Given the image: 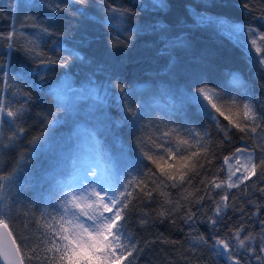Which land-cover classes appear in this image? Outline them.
<instances>
[{
  "label": "snow or ice",
  "instance_id": "1",
  "mask_svg": "<svg viewBox=\"0 0 264 264\" xmlns=\"http://www.w3.org/2000/svg\"><path fill=\"white\" fill-rule=\"evenodd\" d=\"M73 2L75 3L76 0ZM79 3L85 4L87 0H79ZM140 3L142 11H165L169 6L167 0H147V2L140 0ZM41 7H49V5L45 3ZM101 7L106 11L101 16L100 22L112 32L125 35L128 43H131L132 37L137 34L157 35L161 44L158 55L168 58L166 73L171 72L177 64L175 50H186L190 47L186 35L169 36L166 26L159 21L136 24L133 27L128 21L134 13L121 9L115 4ZM243 7L251 11L249 4L245 3ZM68 8L67 0H53L50 11L59 13L67 11ZM78 11L82 16L85 15L84 10L78 9ZM188 11L193 20V28L215 25L219 31L228 35L229 39L235 36L236 43L243 48L249 59L264 65V54H262L264 49L260 46L264 44V33L251 26L245 28L243 25L196 12L191 7ZM53 23L50 22L47 27L42 22L38 25L34 24L36 31L33 34L21 33L24 36L23 43L14 41L15 30L10 31L6 36L0 34V39L7 41L9 56L12 51H18L26 62L34 65L30 67L29 63H25L16 73L10 75L11 61L9 60L8 67L0 64V83L7 85L10 80L13 82L18 80L23 87L39 89L42 92L44 85L49 83L45 77L50 72L60 70V75L52 81L56 84L52 95L56 97L53 107L57 111L53 113L50 109L47 115H40L43 128L38 136L29 142V151L24 154L22 164L28 163V158L32 161L38 159L40 153L37 151V146L43 144L58 161V171H67L66 179L54 178L51 172L44 173L45 179H54V190H51L46 197L41 195L35 198L38 206L44 205L41 219L48 228L45 239L47 246L43 255L37 251L38 246L31 244L27 237L20 236L19 243L17 242L18 237L13 235L14 225L10 227L12 217L0 209V260L4 264H26V261L27 264H136L140 246L127 231L129 217L135 212L140 217L139 222L147 224L151 214L144 209L149 207L150 203L157 202L159 197L163 198L164 205L172 204L168 199L169 193L163 189H178L185 184L191 185L192 180L201 175V170L206 171V165L211 164V159L208 157L212 153L208 142L205 141L208 133L196 132L191 126L190 119L183 121L181 125L170 127L173 124L170 116L180 111L186 113V106H194L197 113L213 121L224 132L225 139H228L231 128L221 124L219 117L223 116L229 121V125L244 134L241 140H244L245 136L252 137L257 133L264 116L256 111L252 103L253 98L248 95L240 78L233 74L230 83L241 88V95L245 97L244 102L241 103L234 96L226 99V93L210 89L206 84L183 89L166 86L158 89V96L164 97L167 101L165 108L161 109L162 114L146 124L141 123L146 116L143 99L137 100V91L126 88L118 79L113 80L109 77L97 81L95 79L97 73L92 72L87 77L86 85L79 88L70 86V79L74 75L72 68L78 64H85V57L81 55L79 46L66 48L60 42L51 49L56 52V56L46 57L41 42L47 44L45 38L53 34L51 30ZM250 37L253 38L249 43ZM124 45L125 41L120 40L119 36L110 42L112 48ZM61 76L64 78L63 81L60 79ZM45 95L47 96L48 93ZM109 97L116 100L115 107L120 112L119 119L111 117L104 107ZM21 99L22 103H20ZM89 99L94 103L81 115L78 105L81 101L86 102ZM17 103L19 107L16 106ZM32 103L31 95L23 93L22 89H17L10 100H6L4 94L0 93V129L7 124L11 130V134L7 137L8 144L4 143L5 138L0 133V151L23 137L25 129L19 125L24 122L25 115L30 113L29 105ZM155 103L156 101L154 105ZM221 104L242 109L243 125L225 116L219 106ZM82 121L91 124L84 135H82ZM69 122L73 125L69 135L67 137L60 135L57 129ZM122 125L141 134L135 135L133 140L126 144L113 131ZM161 128H166L167 131L161 132ZM146 129L160 132L157 138L160 142L145 137L143 133ZM100 135L111 136L118 151L113 154L105 147L98 139ZM85 145L87 157L81 151ZM257 146L261 148L259 163L256 162L255 148H236L231 156L224 157V163L228 165L227 181L217 182L215 176L211 180L202 179L200 183L204 195L191 201V206L187 208L178 205L167 211L162 208L157 211L156 219L171 216L174 211H182L181 221L190 229L197 223H204L209 228L208 236L201 234L194 243L208 245L210 250L224 259L225 264H248L253 257L255 264H264V233L261 235L258 254L255 247H245V242L254 240V237L249 235L240 239L244 231L243 225L228 234L238 241L235 247H231V241L221 238L217 233L218 225L229 207L226 189L239 188L252 177L264 176V146ZM193 148L197 150L192 151ZM242 156L245 161L243 164L240 163ZM230 160L236 161L235 170H232V165L228 163ZM65 161L66 169L62 164ZM22 171L23 168H17L9 177V181L11 182L16 174ZM0 172H3V169H0ZM3 180L4 177L0 175V191L5 188ZM27 186L32 187V185ZM19 187L20 194H23L25 185ZM245 187L247 188V185ZM213 189L225 190L219 201L213 199L211 193ZM259 191L264 193V187L259 188ZM206 198L212 200L215 207L211 215H205L201 219L197 213L203 214L202 202ZM2 203L3 198H0V204ZM192 207H196V211H192ZM258 212L259 208L253 216ZM260 223L264 229V221ZM24 249L28 251L25 252ZM240 249H243V252Z\"/></svg>",
  "mask_w": 264,
  "mask_h": 264
},
{
  "label": "trees",
  "instance_id": "2",
  "mask_svg": "<svg viewBox=\"0 0 264 264\" xmlns=\"http://www.w3.org/2000/svg\"><path fill=\"white\" fill-rule=\"evenodd\" d=\"M45 3L49 7H41ZM67 3L69 4L67 11L52 13L50 8L53 6V0H0V34L6 36L10 31L15 30L14 41L23 43L24 36L21 33L33 34L36 31L34 24L38 25L42 22L47 27L50 22H54L51 29L53 34L45 38L47 44L41 42V48L46 57L56 56V52L51 49L57 42L62 43L66 48L79 46L81 55L85 57V64H78L72 68L74 75L70 79V86L79 88L86 85L87 77L92 72L97 73L95 77L97 81H103L109 77L113 80L118 79L126 88L137 91V100L143 99L146 105L144 109L146 116L141 123L144 124L162 114L161 109L165 108L167 101L164 97L158 96V89L166 86L183 89L188 86L200 87L206 84L210 89L226 93V99L234 96L241 103L244 102L245 97L241 95V88L230 83L233 74L240 78L248 95L253 98L252 103L256 111L264 116V65L249 59L243 48L236 43V37L229 39L228 35L219 31L215 25L193 28V20L188 11L191 7L196 12H203L208 16L221 18L230 23L241 24L245 28L251 26L258 29L260 33H264V0H167L169 6L165 11H142L140 0H87L85 4L79 3V0L75 3L73 0H67ZM245 3L249 4L251 11L243 7ZM112 4L134 13L128 21V24L133 27L136 24L143 25L159 21L166 26L169 36L174 37L181 34L187 36L190 47L186 50H175L177 64L171 72L166 73L165 71L168 58L158 55L161 44L156 34H137L132 37L131 43H128L125 35L112 32L100 22L101 16L106 11L101 6ZM78 9L84 10L85 15L82 16ZM110 32L111 35H109ZM117 36L125 41V45L110 47V42ZM251 38L253 37L249 38V43ZM258 44H260L259 39ZM260 46L264 49V44ZM9 60L11 61L10 75L16 73L21 65L29 63L18 51H12L9 56L7 41L0 39V64L8 67ZM29 66L34 65L29 63ZM59 75V69L50 72L45 77L49 83L44 85L42 92L39 89L23 87L18 80L14 82L10 80L7 85L0 83V93L4 94L6 100L12 99V94L17 89H22L23 93L31 95L33 101L29 105L30 113L25 115L24 122L19 125L25 129V134L14 144L0 151V169H3L0 175L4 177L2 182L5 184L4 190L0 191V198H3L0 209L12 217L10 227L14 225L13 235L18 237L17 242L19 243L20 236L27 237L31 244L38 246L37 251L41 255L47 246L45 239L48 228L45 221L41 219V210L44 205L38 206L35 198L41 195L46 197L51 190H54V179H45L44 173L51 172L54 178L66 179L67 171H58V161L43 144L37 146V151L40 153L38 159L32 161L28 158L29 162L24 164L22 161L24 154L29 151V142L38 136L43 128L39 119L40 115H47L50 109L53 113L57 111L53 107L56 97L52 95L56 84L52 81ZM60 79L63 81L64 78L61 76ZM5 89H7L6 92ZM45 93L48 95L46 96ZM154 101H156L155 105ZM93 103L91 99L86 102L81 101L78 105L81 115L86 113ZM115 104L116 100L109 97L104 107L111 117L119 119L120 112ZM16 106L19 107V103ZM219 106L225 116L243 125L242 109L230 107L227 104ZM186 113L180 111L171 115L170 119L173 124L170 127L181 125L183 121L190 119L192 120L191 126L196 132L203 134L206 131L208 136L205 137V141L208 142L212 153L208 157L211 159V164L206 165V171L201 170V175L195 177L191 185L185 184L178 189H163L169 193L168 199L172 201V204L164 205L163 198L159 197L157 202L150 203V206L144 209L151 214L147 224H141L140 217L135 212L129 217L127 231L140 246L136 264H225L224 259L218 257L208 245L194 243L201 234L208 236L209 228L206 224L197 223L194 228L190 229L181 221L182 211H174L171 216L156 219L157 211L162 208L165 211L174 209L177 205L182 208L190 207L191 201L205 194L200 183L202 179L211 180L215 176L217 182L227 180L224 157L231 156L236 148H255L256 162L259 163L261 158V148L257 145L264 146V131H262L264 120L261 121V127L257 129L254 136H245L244 140H241L244 134L220 116L221 124L231 128L228 139H225L224 132L213 121L197 113L194 106H186ZM81 123L82 133L85 134L91 124L86 121ZM72 127V123L69 122L57 130L60 135L67 137ZM113 131L126 144L130 143L135 135L141 134L123 125ZM160 131H167V129L161 128ZM0 133L5 138L4 143L8 144L7 137L11 134L9 126L5 124L0 129ZM143 135L160 142L157 139L160 132L155 129H146ZM98 139L113 154L118 151L111 136L100 135ZM173 139H175L174 135ZM196 150L192 149V151ZM62 164L66 169L67 162H62ZM17 168H23V171L17 173L10 182L9 177ZM20 185H25L23 194H20ZM27 185H32V187ZM245 185L226 189L229 207L222 222L218 225L217 233L221 238L230 240V246L235 247L238 241L228 234L235 232L240 225H243L244 231L240 239L249 235L254 237V240L245 242V247H255L258 254L259 242L264 233L260 223L264 221V193L259 191V188L264 187V176L252 177L251 180L245 182ZM224 191L211 190L213 199L219 201ZM202 203L204 204L203 214L197 213L201 219L205 215H211L215 207L213 201L207 198ZM257 208L259 212L253 216ZM192 211H196V207H192ZM24 251L27 252L28 249ZM240 251L243 252V249ZM248 264H255L254 257L248 261Z\"/></svg>",
  "mask_w": 264,
  "mask_h": 264
},
{
  "label": "rangeland",
  "instance_id": "3",
  "mask_svg": "<svg viewBox=\"0 0 264 264\" xmlns=\"http://www.w3.org/2000/svg\"><path fill=\"white\" fill-rule=\"evenodd\" d=\"M236 25H241V24H236ZM82 135H84V134L82 133ZM81 151L83 152V155H84L85 157L88 156V152H87V150H86V145H85L84 148L81 149ZM244 162H245V161H244V157L242 156V157H241V160H240V163L243 164ZM228 163L232 165V170H235V167L237 166L236 161H235V160H230ZM224 165H225L226 172L228 173V165H226L225 163H224ZM238 175H239V174H238ZM225 181H227V180H225Z\"/></svg>",
  "mask_w": 264,
  "mask_h": 264
},
{
  "label": "water",
  "instance_id": "4",
  "mask_svg": "<svg viewBox=\"0 0 264 264\" xmlns=\"http://www.w3.org/2000/svg\"><path fill=\"white\" fill-rule=\"evenodd\" d=\"M0 264H4V262L2 260H0Z\"/></svg>",
  "mask_w": 264,
  "mask_h": 264
}]
</instances>
